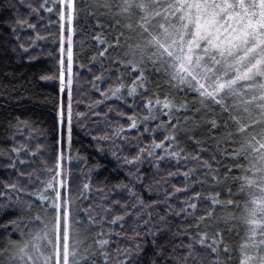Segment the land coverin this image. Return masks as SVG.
<instances>
[{
  "label": "trees",
  "instance_id": "obj_1",
  "mask_svg": "<svg viewBox=\"0 0 264 264\" xmlns=\"http://www.w3.org/2000/svg\"><path fill=\"white\" fill-rule=\"evenodd\" d=\"M224 1L88 0V8L83 4L78 5L84 11L75 23V64L89 65V58L108 46L102 45L96 37L106 39L111 49L102 61L105 72L102 88H107L115 80V75L109 76V73H118L120 83L124 86L137 85L136 103L147 100L149 115L156 101L170 100L173 109L168 117L174 118L173 122L179 123L180 128L187 132L181 143L187 148L188 154H199V149L187 142L188 138L195 137L203 146L202 159L208 167L197 173L198 177L203 176L205 179L202 185L196 186L199 193L195 201L196 208L187 219L173 217L170 230L159 237L157 248L163 247L164 256L167 257L171 252L172 257L166 261L162 259L159 264L264 263V213L255 212L252 205L256 197L261 201V189L264 186V115L256 114L250 106L263 93L262 89L252 88L253 91L249 93L250 89L238 87L236 94L220 98L213 90L214 87L212 89L206 83L200 84L193 77V71L181 62L179 66L160 55L151 44L155 32H158L153 23L156 14L182 15L190 4L209 6L211 10L224 4ZM89 9L94 13L92 18L88 17ZM20 12L26 15V9L21 8ZM2 15L9 17L14 13L4 12ZM48 31L52 39L59 35V28L55 24ZM20 35L21 41L27 43L32 33L29 30ZM239 38V34L229 32L216 36L219 42L214 41V57L219 60L222 54L226 61L232 62L236 54L232 55L228 46H233ZM38 43L40 47L37 51L42 49L44 54L39 63L29 64L26 57L11 51L14 45L11 30L0 24V82L8 85L9 89L15 84L24 93L26 98L20 101L16 114L30 117L36 121L37 127L48 131L49 113L55 96L54 82L38 81L36 74L41 68L56 71L58 48L51 39ZM48 53H52L51 58ZM100 63L98 57V62L93 66L96 74H99ZM74 71L80 73V94L89 99L98 98L88 83L91 74L78 67H74ZM204 89H209L212 94L205 96ZM74 97L79 99L76 91ZM109 103L113 107L119 105L131 114L122 102ZM78 110L84 111V104ZM136 111L143 114V105ZM112 118L115 119V113ZM121 122L126 124V118H122ZM84 124L88 126L74 123L70 153L67 143L64 145L65 177L63 186L59 184L58 217L54 205L57 202L56 176L52 171H44L45 168H55L50 132L46 137L34 134L30 141L33 149L38 143L42 145L41 154L34 160L36 171L32 173L30 181L17 180L14 171L0 167V181L17 180L18 184L7 199L0 201L3 206H8L11 201L9 215H4V209L0 206V264H124V254L129 251L133 255L134 264H148L154 252L151 238L142 241L132 239L134 221L131 219L125 222L123 228L114 224L113 218L123 214L125 209L116 207L108 211L107 206L102 205L101 194L95 191L100 186L99 182L105 179L109 184L117 180L127 182V169L121 168L118 174L113 172L118 162L110 155L102 157L97 153L96 142L91 136L107 131L106 127L96 129L88 121ZM255 125L257 129L253 132ZM128 134L135 135L130 132ZM27 137L28 131H24L22 136L18 135L17 140L24 142ZM160 138L158 133L157 139ZM103 147L109 148L110 145L105 144ZM128 151L129 148H125V152ZM69 154L72 157L70 163L67 161ZM82 157H86L87 161H83ZM97 162L104 167L91 173L93 190L86 192L82 185L89 179V169ZM4 163L6 161L0 160V164ZM175 170V167H161L155 178L165 179L168 188L173 184L182 186L181 177L167 176L168 171ZM28 171L31 168L25 167V172ZM142 171L149 177L145 184L151 183L153 169L145 164ZM47 182L52 184L51 190L45 192L47 198L42 200L40 195L45 189L43 191L41 188L43 184L47 187ZM164 187L161 185L159 195L151 197L140 187L136 191L143 192L146 200H156L163 197ZM4 191L0 187V193ZM126 195L112 192L111 199H119L123 204L127 202ZM187 195L191 196L192 193ZM50 196L53 197V205L48 203ZM184 198L181 194L172 201L177 210L180 207L179 201ZM127 211L131 212L132 209ZM156 211H163V208L153 209V214ZM65 234L69 238V249L65 247ZM203 235L217 236L221 248L216 250L213 245L201 242ZM136 243H141L142 249L146 245L142 255L136 253ZM252 253H256L253 258L250 257Z\"/></svg>",
  "mask_w": 264,
  "mask_h": 264
},
{
  "label": "snow or ice",
  "instance_id": "obj_2",
  "mask_svg": "<svg viewBox=\"0 0 264 264\" xmlns=\"http://www.w3.org/2000/svg\"><path fill=\"white\" fill-rule=\"evenodd\" d=\"M83 4L88 8V0H0V24H3L11 30L14 45L11 47L13 53H18L26 57L29 64L39 63L43 50L39 49L41 41L52 40V43L58 48L56 53V71L52 72L50 68H41L36 74V78L41 82H54L55 96L52 99V109L50 116V129L45 131L37 127L36 121L30 117H23V114H16V108L20 106V101L26 97L23 92L12 84L11 89L8 85L0 82V160L6 161L0 164V167L14 171L17 180H31V175L35 172L33 166L35 158L41 154L42 145L36 144L35 148L31 146L30 141L34 134L47 136L50 132V138L53 141L52 147L55 152V168L44 171H52L58 178V182L63 186L65 177L64 164L65 154L64 145L67 143L69 153L73 143L74 123L84 124L88 121L96 129L106 127L107 131H101L98 135H92L91 139L96 142V151L102 157L111 156L118 162L113 172L119 173L121 168L127 169L125 173L126 180H117L116 183L109 184L107 179L100 181L95 191L101 194L102 205L107 206L108 211H113L116 207L125 209L123 214H117L113 218V223L123 228L125 222L129 219L134 221L131 232L132 239L136 241L147 240L151 238V244L154 249L148 264H159L163 260L171 259V252L167 257L164 256L163 247L157 248V242L161 235L168 232L171 228L172 218L183 217L187 219L190 213L196 208V202L199 193L196 191L197 185L204 183L203 176H197V173L206 170L207 165L202 159L203 146L195 139L188 138V143L193 144L199 149V154H188V150L181 143L182 137L187 136V132L182 130L179 123H174V118H169L167 114L161 113L159 116L149 115V102L141 100L137 104L138 93L134 87L129 88L120 83L121 77L118 73H109V76L115 75V80L109 83L107 88H102L105 81V72L103 69V59L111 49L106 39L96 37L100 43L107 44L103 51L89 58L90 64H75L74 59V35L76 34L75 23L81 16L84 9L78 7ZM26 9V15L20 12V9ZM4 12H12L14 15L5 17ZM94 13L89 9L88 17L92 18ZM53 24L59 28V35L52 39L48 31ZM102 27V26H101ZM31 31L32 35L28 37L27 43L21 41L22 32ZM49 58L52 53L47 54ZM100 58L99 74L93 72V66ZM118 63V61H117ZM74 67L86 69L91 74V80L88 83L91 89L98 95L96 99H89L79 92V72L74 71ZM27 91V90H25ZM74 91L77 92L79 99L74 97ZM131 98V103H129ZM87 102L85 103V101ZM109 101H120L127 106L131 114L129 115L119 105L115 107ZM84 104L85 110H78ZM74 105L75 109L74 110ZM143 105V114H138L136 109ZM15 106V107H14ZM103 109V111H101ZM115 113V119L112 114ZM122 118H126L127 123H123ZM24 131H28V137L24 142H18L17 137L22 136ZM135 135H129L128 133ZM162 138L157 139V134ZM147 138V143H145ZM109 144V148L103 145ZM125 148H129L126 153ZM87 161L86 157L81 158ZM71 155L67 157L70 163ZM147 164L153 169L152 182L145 184L149 179L142 171L143 165ZM175 167V171H168V177H181L182 186L173 184L168 188L167 181L163 178L156 179L160 173L161 167ZM25 167H30L31 171L25 172ZM104 165L97 162L89 169V179L82 187L86 192L93 190L91 173L98 172ZM181 168L184 170L181 171ZM70 172V169H69ZM39 175V173H36ZM17 180L0 181V187L5 191L0 193V201L8 198L11 190L17 188ZM161 185H165L163 197L156 200H146L143 192L136 191L137 187L147 192L148 196L159 195ZM117 195L126 193V203H121L119 199H111V193ZM192 195L188 196L187 193ZM183 194L185 198L179 201L180 207L177 210L172 201L178 199ZM11 201L8 206H3L4 215L11 214ZM132 209L128 212L127 209ZM163 208V211L153 209ZM136 253L143 254L146 245L142 249L141 243L135 244ZM124 264H134V258L131 252L124 254Z\"/></svg>",
  "mask_w": 264,
  "mask_h": 264
},
{
  "label": "rangeland",
  "instance_id": "obj_3",
  "mask_svg": "<svg viewBox=\"0 0 264 264\" xmlns=\"http://www.w3.org/2000/svg\"><path fill=\"white\" fill-rule=\"evenodd\" d=\"M187 7L188 9L182 15H176V13L155 15L153 23L158 32H155L151 39L153 49L169 58L174 64L180 66L181 62L193 71V77L200 84L206 83L212 89L214 87L213 90L220 98L224 95L236 94L238 87L250 89L249 93L253 91L252 88L262 89L263 93L259 94L256 102L250 106L256 114L264 115V0H225L224 4L211 10L209 6L197 4H190ZM225 32L236 33L240 36L233 46H228L232 55L236 54L232 62L226 61L222 54L219 60L212 54L213 47L216 45L214 41H218L216 36ZM132 87L136 89V92L138 91L135 83L129 88ZM208 90H203L205 96L211 93ZM172 109L170 100L156 101L150 115L159 116L165 113L169 116ZM256 129L255 125L253 132ZM46 185L47 187L43 184L41 188L43 191L45 189L40 195L42 200L47 198L48 189L51 190L52 184L47 182ZM55 187L57 188V200L59 195L57 177ZM261 190V201L256 197L252 200V205L255 212L263 214L264 186ZM51 197L48 203L53 205L54 200ZM54 205L56 217H58L59 201L57 200ZM65 238V247L69 249V238L66 234ZM200 241L213 245L216 250L221 248L217 236L203 235ZM255 254L252 253L250 257L253 258ZM247 260L249 262V257Z\"/></svg>",
  "mask_w": 264,
  "mask_h": 264
}]
</instances>
